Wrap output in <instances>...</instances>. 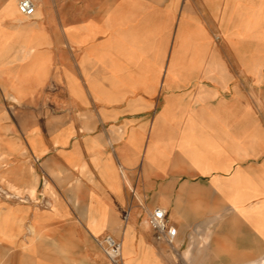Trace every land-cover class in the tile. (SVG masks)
I'll return each instance as SVG.
<instances>
[{
  "label": "crops",
  "instance_id": "0c3cea01",
  "mask_svg": "<svg viewBox=\"0 0 264 264\" xmlns=\"http://www.w3.org/2000/svg\"><path fill=\"white\" fill-rule=\"evenodd\" d=\"M16 3L0 0V250L23 254L13 264H106V235L125 264H264L252 260L264 246L261 0H100L98 14L82 0V19L60 17L58 66L43 1L30 18ZM53 68L65 107H28ZM157 207L173 253L147 224Z\"/></svg>",
  "mask_w": 264,
  "mask_h": 264
},
{
  "label": "rangeland",
  "instance_id": "374dc122",
  "mask_svg": "<svg viewBox=\"0 0 264 264\" xmlns=\"http://www.w3.org/2000/svg\"><path fill=\"white\" fill-rule=\"evenodd\" d=\"M19 1L20 0H17V3H16L17 11H18L17 5ZM41 1H43L45 10L46 9L48 10V14L51 18L50 20L51 33H52V38H53L52 47H53V50H56V63H57L56 66H58V62H59V52L58 51L61 45V41L59 40V35L61 33L60 17L62 15L65 18V20L67 19V23L69 24L75 23L78 18L82 19L81 7H80L79 17H77V13H76V7L79 3L81 5L82 0H41ZM83 1L85 2V8L86 7L91 8L93 5H95V7H97V14L98 12H100V9H98L100 0H83ZM261 2L262 3H261V8H260V22L258 25V30H259V38H260L259 48L261 51L260 52L261 53L260 64H264V0H261ZM13 11H14L13 8H10L9 13H13ZM231 28H232V25L229 23L228 29L231 30ZM247 29H248V35L251 36V26H247ZM214 40L216 43H219L218 34L214 36ZM228 47L236 48V42L229 41ZM244 48H251V43L249 42L248 44H245ZM13 59H14L13 56H9L7 58V60H13ZM68 64L69 66L74 68V63L72 59L70 58V56H68ZM7 66L15 67L16 64L10 62V63H7ZM66 95H67V91L64 88L63 83H61L57 68H53L50 81L46 84L44 88L39 89L37 92L29 96V100H28L29 105L27 106L28 107L30 106L32 108H38V106L43 107L45 104L51 105L52 113H59L60 109L65 107ZM259 99H260V102H263L264 100V82H261L260 84V98ZM261 123L264 125L263 121ZM147 217H146V221H147ZM63 249L64 248H59V249L52 248L51 255L52 256L59 255ZM169 250H170L169 252L173 253L170 246H169ZM17 251L12 250V249L11 250L10 249L0 250V264H13L17 256L23 255ZM20 251H22V249H20ZM33 252H34L33 250H30L31 255ZM44 252L49 253V249H44L41 246L36 250V254L43 255ZM252 260L253 261L262 260L264 263V246L260 247L259 255L257 257L255 256ZM31 263L33 264V260H31V258L28 257V261L25 262L23 260L21 263L19 261L17 264H31Z\"/></svg>",
  "mask_w": 264,
  "mask_h": 264
},
{
  "label": "built area",
  "instance_id": "2783aa9c",
  "mask_svg": "<svg viewBox=\"0 0 264 264\" xmlns=\"http://www.w3.org/2000/svg\"><path fill=\"white\" fill-rule=\"evenodd\" d=\"M18 11L24 17H32L35 13L33 0H20L17 5ZM147 224L153 231L156 241L172 245L176 229L171 225L166 217V212L162 208H155L148 214ZM105 257L106 264H125L122 257L121 243L110 235L103 236L95 240Z\"/></svg>",
  "mask_w": 264,
  "mask_h": 264
},
{
  "label": "bare ground",
  "instance_id": "6f19581e",
  "mask_svg": "<svg viewBox=\"0 0 264 264\" xmlns=\"http://www.w3.org/2000/svg\"><path fill=\"white\" fill-rule=\"evenodd\" d=\"M33 3L35 4V0H33ZM125 263V262H124Z\"/></svg>",
  "mask_w": 264,
  "mask_h": 264
}]
</instances>
